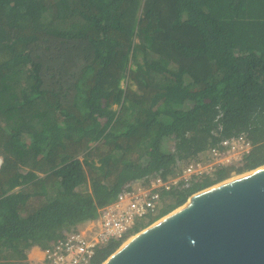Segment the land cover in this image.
I'll use <instances>...</instances> for the list:
<instances>
[{"label":"trees","instance_id":"trees-1","mask_svg":"<svg viewBox=\"0 0 264 264\" xmlns=\"http://www.w3.org/2000/svg\"><path fill=\"white\" fill-rule=\"evenodd\" d=\"M240 132L239 166L164 191L135 232L264 164V0H0V264Z\"/></svg>","mask_w":264,"mask_h":264},{"label":"water","instance_id":"water-1","mask_svg":"<svg viewBox=\"0 0 264 264\" xmlns=\"http://www.w3.org/2000/svg\"><path fill=\"white\" fill-rule=\"evenodd\" d=\"M101 264H264V164L193 193Z\"/></svg>","mask_w":264,"mask_h":264},{"label":"built area","instance_id":"built-area-1","mask_svg":"<svg viewBox=\"0 0 264 264\" xmlns=\"http://www.w3.org/2000/svg\"><path fill=\"white\" fill-rule=\"evenodd\" d=\"M252 143L245 132L224 137L199 150L174 177L158 175L148 182L129 181L116 198L98 209L99 216L82 229L62 235L43 250V264H92L96 249L110 241L125 242L132 237L138 222L147 215L160 214L167 200L163 195L172 187L214 178L217 169L239 166L249 154ZM235 171H232L233 174Z\"/></svg>","mask_w":264,"mask_h":264},{"label":"rangeland","instance_id":"rangeland-1","mask_svg":"<svg viewBox=\"0 0 264 264\" xmlns=\"http://www.w3.org/2000/svg\"><path fill=\"white\" fill-rule=\"evenodd\" d=\"M166 144H168V146L166 145ZM170 147H172V142L169 140V138H164L163 139V142H162V150L163 151H167L168 150V148H170ZM1 159V158H0ZM1 162V161H0ZM247 171H249V170H246V171H243V172H241V173H236V172H234L233 174H230V176L228 177V178H230V177H235V176H237V175H240V174H243V173H245V172H247ZM187 201V200H186ZM164 215H166V214H163V215H161L160 217H158V219H160L161 217H163ZM99 216V214L97 213V215H96V218ZM157 219V220H158ZM156 221V220H155ZM155 221H153V222H155ZM152 222V223H153ZM150 225V224H149ZM73 227H77V228H79V229H82V227L83 226H81V224H75V225H71L70 227H69V229L71 230ZM35 262H36V264H43V260H39V261H36V260H34Z\"/></svg>","mask_w":264,"mask_h":264},{"label":"crops","instance_id":"crops-1","mask_svg":"<svg viewBox=\"0 0 264 264\" xmlns=\"http://www.w3.org/2000/svg\"><path fill=\"white\" fill-rule=\"evenodd\" d=\"M27 257L29 259V264H36V261L43 260V250L39 247H32L29 251H27Z\"/></svg>","mask_w":264,"mask_h":264},{"label":"bare ground","instance_id":"bare-ground-1","mask_svg":"<svg viewBox=\"0 0 264 264\" xmlns=\"http://www.w3.org/2000/svg\"><path fill=\"white\" fill-rule=\"evenodd\" d=\"M231 178H232V177H231ZM130 238H131V237H130ZM127 240H128V239H127ZM127 240H126V241H127Z\"/></svg>","mask_w":264,"mask_h":264},{"label":"clouds","instance_id":"clouds-1","mask_svg":"<svg viewBox=\"0 0 264 264\" xmlns=\"http://www.w3.org/2000/svg\"><path fill=\"white\" fill-rule=\"evenodd\" d=\"M124 243V242H123ZM122 244V243H121Z\"/></svg>","mask_w":264,"mask_h":264}]
</instances>
